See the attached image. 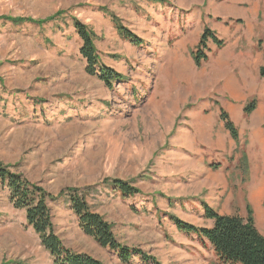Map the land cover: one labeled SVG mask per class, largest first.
I'll use <instances>...</instances> for the list:
<instances>
[{"label": "rangeland", "instance_id": "rangeland-1", "mask_svg": "<svg viewBox=\"0 0 264 264\" xmlns=\"http://www.w3.org/2000/svg\"><path fill=\"white\" fill-rule=\"evenodd\" d=\"M112 16L144 43L123 38ZM75 19L124 80L110 88L86 71ZM207 29L224 44L210 41L198 66L192 53ZM263 65L264 0H0V162L51 194L84 190L122 244L160 264H224L172 218L209 226L205 203L243 217L250 206L264 234L249 199L264 190L253 186L264 183V148L246 128L264 109ZM259 125L264 132V117ZM112 179L142 192L123 195ZM48 204L67 248L104 264H147L125 263L84 234L66 196ZM0 264H54L1 180Z\"/></svg>", "mask_w": 264, "mask_h": 264}, {"label": "trees", "instance_id": "trees-1", "mask_svg": "<svg viewBox=\"0 0 264 264\" xmlns=\"http://www.w3.org/2000/svg\"><path fill=\"white\" fill-rule=\"evenodd\" d=\"M154 1L164 4L168 0ZM58 15L53 16L50 20L56 19ZM112 20L116 23L123 38L137 46L144 43V39L135 35L119 19H114L112 16ZM23 21L31 20L24 19ZM74 27L82 40L79 52L86 61V71L99 77L110 88L115 81L124 80L125 77L122 73L102 63L95 43L97 38L95 32L77 19L74 20ZM210 41L219 47L224 44L212 30L207 29L203 33L196 51L192 53L196 65L199 66L208 59L207 52L210 50ZM260 74L264 77V65L260 68ZM255 108L256 100L253 99L246 105L245 113L249 114ZM221 118L231 136L237 139L238 129L230 115L223 110ZM0 180L2 185L7 187L9 200L14 208L25 211L28 225L32 226L39 234L43 246L53 257L54 264H104L89 254L67 248L56 234L48 202L64 196L69 199L82 232L95 240L101 247L115 251L125 263L137 256L147 264H160L154 257L144 253L141 249L122 244L114 232L113 224L93 209L84 190L68 187L58 195L51 194L38 183L30 181L23 173L14 171L11 165L2 162H0ZM111 181L113 187L123 195L142 192L139 188L121 179H112ZM204 209L205 217L213 221L211 226L200 227L175 216L172 219L183 232L197 234L204 245L210 244L219 260L224 264H264V234L257 228L250 206H248L246 217L238 214H222L206 203Z\"/></svg>", "mask_w": 264, "mask_h": 264}, {"label": "crops", "instance_id": "crops-1", "mask_svg": "<svg viewBox=\"0 0 264 264\" xmlns=\"http://www.w3.org/2000/svg\"><path fill=\"white\" fill-rule=\"evenodd\" d=\"M256 89H257V87L255 85L253 92L256 91ZM244 97L245 96L243 94H241V95L239 94L238 99H243ZM263 117H264V109L260 108V109H258L256 114L250 118L249 122H246V128L247 129L253 130L254 133L259 134L260 142H259V145H257V146L260 149L264 148V132H262V130H260V125H259L260 120ZM253 186L256 188L260 186V188H261V187H264V183L261 181L258 184H254ZM263 195H264V190H255L254 192L250 193L249 199L253 205L255 215H257V213L259 215V212H260V215H264V209H262V207H259V205H258L260 203L259 198H261ZM257 209H260V210L258 211ZM212 224H213V221L211 222V225ZM211 225H209V226H211Z\"/></svg>", "mask_w": 264, "mask_h": 264}]
</instances>
